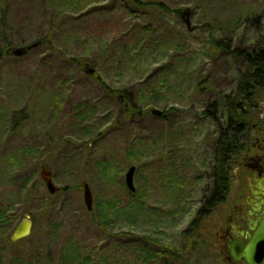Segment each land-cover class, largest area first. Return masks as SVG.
<instances>
[{"label":"rangeland","instance_id":"1","mask_svg":"<svg viewBox=\"0 0 264 264\" xmlns=\"http://www.w3.org/2000/svg\"><path fill=\"white\" fill-rule=\"evenodd\" d=\"M141 1L164 3L182 16L128 0H0L7 17L3 28L0 22V47L3 38L12 43L11 54L0 51V204L12 205L16 226L25 216L34 223L27 239L0 241V264H60L61 250L71 242L108 243L109 250L121 243L140 246L148 238L161 250L175 246L182 257L175 264L187 259L226 264L212 239L204 238L222 221L221 205L198 220L187 240L183 236L198 218L205 190L200 179L212 153L215 127L204 115L211 109L209 97L229 90L243 71L240 62L213 50L209 31L233 37L235 47L251 48V25L244 28L240 18L245 12L252 22L262 16L264 0ZM46 37L57 51L44 44L23 57L13 55ZM107 45L142 51L141 64L134 63L140 71L134 73ZM159 67L168 68L154 80L161 90L153 98L157 103L142 101L135 108L138 117L122 118L124 104L108 92L132 94L139 88L135 84L148 87V76ZM205 78L209 85L202 93L198 85ZM263 101L264 95L260 105ZM133 166L134 193L125 183ZM43 168L65 193L49 194ZM85 185L92 211L85 204ZM114 197L134 200L141 210L131 222L119 214L111 217L109 235L93 217ZM193 241L204 247L200 256L185 250Z\"/></svg>","mask_w":264,"mask_h":264},{"label":"trees","instance_id":"2","mask_svg":"<svg viewBox=\"0 0 264 264\" xmlns=\"http://www.w3.org/2000/svg\"><path fill=\"white\" fill-rule=\"evenodd\" d=\"M128 1L135 6L146 5L148 7H155L166 13H172L176 19L182 16L180 10L172 12L164 3H142L141 0ZM256 10L257 9L253 10L252 13H256ZM0 13L3 15L0 20L3 28L6 24L7 17L4 11H0ZM245 13L240 19L245 26L244 28H248V26L251 25L252 29L249 31L251 35H253L251 37L253 40L249 38L251 42L253 41V45L250 46L251 48L242 49L235 47L234 44L236 43L234 42L233 37L227 36L225 38H218L209 31V40L213 50H216V52H219L221 55L229 57L236 62H240L241 65H243V71H237V78L229 90L219 92L212 98L209 97V108L211 109L204 112V115L212 120L215 127V133L211 144L212 153L207 161L204 178L200 179V182H202V184L200 183V189L205 188V190L203 191L202 205L197 213V222L193 221L189 228L183 232L184 240L189 238L190 231L193 228L195 229L196 225L198 227V220H203L209 216L213 209L216 208L226 196L225 192L229 181L228 178L231 175V167L228 160H231L241 147L242 127L249 126L255 122L256 114L253 110L256 108L257 104H259V100L264 95V14L260 17H256L252 22L247 19ZM146 40L141 42L144 43ZM2 42H5V45L0 47V51L5 54L6 50H9L7 54H11L12 50H10V47H12V43L8 38H3ZM36 43H40L38 47L47 44L52 51L58 50L52 43V40H49L47 37L38 42L36 41L31 45ZM149 43H153V40L149 41ZM114 47V45H107L105 49H114V56L120 61H128V64L131 66L134 73L140 71L135 64H141V57L143 56L142 51L136 50L135 47L131 48V46H125L122 50H117ZM167 68L168 67L165 69L164 67H159L148 76L147 81L150 82L148 87L143 86L142 84H135L133 88L136 89L137 86L139 88L134 92L132 91V94L129 89L121 90L119 92H112L110 90L108 92L113 98L117 99V102L120 105L124 104L122 108L124 115L122 118L129 117V115L138 117L139 115L137 116L135 108L140 105V102L142 101L157 103L156 101H153V98L160 96L161 90H158L157 83L154 80L158 79L160 75H164ZM125 72L126 70H124V73ZM148 72L150 73L148 70L146 74ZM98 80H101L100 77H98ZM146 84H148V82H146ZM208 85L209 83L205 78V80L198 86L203 93L205 90L203 88L207 89ZM104 87L107 90L109 88L105 84ZM125 104L127 105L125 106ZM166 116L167 115L165 114L162 115V117ZM122 118L120 117L119 119L121 120ZM210 146H208V149ZM22 152L27 151L24 149ZM113 170L114 169H112V171ZM105 175L108 176L112 174L108 172ZM108 179L113 180V175L112 178L108 176ZM121 187L127 191V194L132 195V193H134L126 190L124 183H121ZM66 191V188H62L58 194L65 193ZM116 206H119L120 208L118 211L116 210ZM140 208V204L136 203L134 200H126L125 202H122L117 197H114V202L113 200H109L106 205H100L98 213L93 217V221L100 230L103 232L108 231L109 235H111L107 228L111 217L119 214L125 216L128 221L131 222L130 220L134 216V212H137ZM13 213L11 204L10 206L5 203L0 204V241L4 240V243L10 242L11 235L16 228V218ZM118 236H127V233H120ZM4 243H0V253L3 249ZM107 244L108 243L92 245L85 242H71L62 248L60 264H175L178 258H182L181 252L175 246L167 249L163 248L161 250L160 248L162 247L154 241H151L150 238H148L145 244L141 243L140 246L138 244L136 247L130 243H121L117 244V247L114 246L107 250L109 247ZM203 248V245L195 246L194 241L191 243H185V250L187 252L197 251V254L200 253L199 256L201 255ZM187 261L188 264L190 261L189 259H187Z\"/></svg>","mask_w":264,"mask_h":264},{"label":"flooded vegetation","instance_id":"3","mask_svg":"<svg viewBox=\"0 0 264 264\" xmlns=\"http://www.w3.org/2000/svg\"><path fill=\"white\" fill-rule=\"evenodd\" d=\"M253 111L255 122L242 127L241 147L228 160L231 178L226 196L216 206L224 207L223 219L213 235L204 236L212 239V247L221 251L226 264H248L245 258L235 260L232 253L239 244L245 250L264 221V101Z\"/></svg>","mask_w":264,"mask_h":264},{"label":"water","instance_id":"4","mask_svg":"<svg viewBox=\"0 0 264 264\" xmlns=\"http://www.w3.org/2000/svg\"><path fill=\"white\" fill-rule=\"evenodd\" d=\"M40 43H36L27 48H19L13 51V55L16 57H23L27 55V53L35 48H37ZM91 75L95 74V70H91ZM153 115L162 116V112L159 110H153ZM137 168L135 166L131 167L125 177V183L127 188L131 192H135L134 186V177L136 174ZM41 177L45 186L50 195H56L60 192V188L57 187L53 180V173L48 168H43L41 170ZM84 198L85 204L87 206L88 211H92L93 209V201H92V193L90 187L88 185L84 186ZM34 227V223L31 220L30 216H25L21 220V222L17 225L15 230L11 235L12 243H18L24 239H27L32 234V230ZM235 260H239L240 258H245L248 264H264V221L261 223L260 228L257 230L255 236L252 238L251 243L243 250L242 245H236L235 251L232 253Z\"/></svg>","mask_w":264,"mask_h":264}]
</instances>
